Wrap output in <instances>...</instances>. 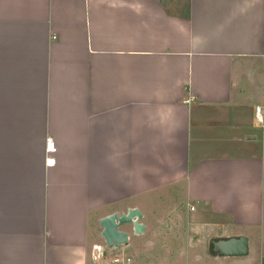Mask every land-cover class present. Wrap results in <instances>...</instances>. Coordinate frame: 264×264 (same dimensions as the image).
<instances>
[{"label": "crops", "instance_id": "crops-1", "mask_svg": "<svg viewBox=\"0 0 264 264\" xmlns=\"http://www.w3.org/2000/svg\"><path fill=\"white\" fill-rule=\"evenodd\" d=\"M263 103L264 0H0V264H111L131 208L140 264L185 203L264 252Z\"/></svg>", "mask_w": 264, "mask_h": 264}, {"label": "rangeland", "instance_id": "rangeland-1", "mask_svg": "<svg viewBox=\"0 0 264 264\" xmlns=\"http://www.w3.org/2000/svg\"><path fill=\"white\" fill-rule=\"evenodd\" d=\"M255 124L258 130L263 129L257 121ZM176 205H178V208L175 209L174 214L168 215L165 212L158 215L159 219L154 216L151 218V230L160 232V235L159 239L157 237L153 239L155 244L149 251L146 249L147 243H145V255L148 260L144 261L140 258V264H150L152 261L155 264H184L185 260L191 264H207L216 260L217 254L211 250L212 244L210 242L224 240L226 234L221 233L222 235H219L214 228H212L214 235L210 231L207 233V230H210V228L206 229V226L204 227L200 224L203 222L200 220L199 210L193 212L194 208H190L186 203ZM171 216L175 217L172 218ZM142 221L145 220L143 219ZM123 247L121 249H108L106 246L104 249H97L95 251L96 258L103 260V254L109 251L108 255L111 264H130V256L133 254L129 253L128 257L130 258L127 257L128 260L125 258L123 262L121 253ZM249 250V256H240L238 262H242L249 257L253 258L257 264H264V257L261 256L264 253L262 249H255V246H253ZM217 259L219 260V258ZM232 260L227 258L223 261L228 263Z\"/></svg>", "mask_w": 264, "mask_h": 264}, {"label": "water", "instance_id": "water-1", "mask_svg": "<svg viewBox=\"0 0 264 264\" xmlns=\"http://www.w3.org/2000/svg\"><path fill=\"white\" fill-rule=\"evenodd\" d=\"M143 214L138 208H131L127 213H114L101 219L102 237L108 249H121L129 244L128 232L121 230L124 226H132L136 235L143 234L146 226L141 222ZM219 251L224 256H247L249 241L246 237L221 240L217 243Z\"/></svg>", "mask_w": 264, "mask_h": 264}, {"label": "built area", "instance_id": "built-area-1", "mask_svg": "<svg viewBox=\"0 0 264 264\" xmlns=\"http://www.w3.org/2000/svg\"><path fill=\"white\" fill-rule=\"evenodd\" d=\"M255 116H256L257 123L261 125L262 127H264V103L256 107ZM56 152H57V147H56L55 141L49 138L47 140V153L49 155H53ZM48 163L52 164L54 163V161L49 158Z\"/></svg>", "mask_w": 264, "mask_h": 264}, {"label": "flooded vegetation", "instance_id": "flooded-vegetation-1", "mask_svg": "<svg viewBox=\"0 0 264 264\" xmlns=\"http://www.w3.org/2000/svg\"><path fill=\"white\" fill-rule=\"evenodd\" d=\"M221 240H216V241H214L213 243H212V248H211V250L214 252V253H216V254H218V255H221V256H224V255H222L221 254V252L219 251V245L217 246V243L218 242H220Z\"/></svg>", "mask_w": 264, "mask_h": 264}]
</instances>
